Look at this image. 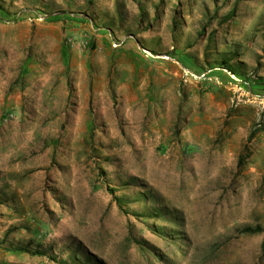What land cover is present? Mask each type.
<instances>
[{
	"label": "rangeland",
	"instance_id": "rangeland-1",
	"mask_svg": "<svg viewBox=\"0 0 264 264\" xmlns=\"http://www.w3.org/2000/svg\"><path fill=\"white\" fill-rule=\"evenodd\" d=\"M256 225L264 0H0V264H264Z\"/></svg>",
	"mask_w": 264,
	"mask_h": 264
},
{
	"label": "trees",
	"instance_id": "trees-1",
	"mask_svg": "<svg viewBox=\"0 0 264 264\" xmlns=\"http://www.w3.org/2000/svg\"><path fill=\"white\" fill-rule=\"evenodd\" d=\"M240 163H241V159H240ZM114 197H115V199H116L117 204L119 205V207L122 210L126 211V209L124 208L125 205H126L125 198L119 197V196H116V195ZM242 231L245 232V233H258V232H263L264 231V228L262 226H260V225H256V226H246V227H244L242 229ZM262 246H263V249H264V241L262 243ZM15 247H20L18 249H21V250H28V247L26 245H23V246L17 245ZM33 253L40 254V255H50L51 259H54L55 261H57V262H59L61 264H83V262L80 261L79 259H77L76 256H74V258L71 260V262L68 261V260L59 259L57 256H54L53 254H51L46 249V247H44V246H40L39 249L33 250Z\"/></svg>",
	"mask_w": 264,
	"mask_h": 264
}]
</instances>
